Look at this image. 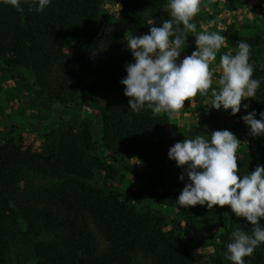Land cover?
I'll return each mask as SVG.
<instances>
[{
  "label": "trees",
  "instance_id": "obj_1",
  "mask_svg": "<svg viewBox=\"0 0 264 264\" xmlns=\"http://www.w3.org/2000/svg\"><path fill=\"white\" fill-rule=\"evenodd\" d=\"M105 1L51 0L43 12L36 13L30 10V0H18L22 11L10 0H0V65L30 75L32 90L45 101L64 105L73 91L84 95L101 123L98 142L85 125L80 135L68 133L57 148L45 150L49 172L35 168L47 177L49 192L40 198L39 207L14 186L20 178L19 167L33 170L30 165L36 162L31 150H21L11 142L0 145V246L6 249L0 264H10L12 239L27 243L35 258L30 264H231L224 252L232 231L239 227L250 234L252 226L228 206L208 209L206 205L182 208L176 204L185 181L179 180L184 170L168 157L175 144L166 131L170 118L153 116L147 109L131 112L120 83L127 75L125 65L134 62L126 34L144 35L150 26L169 19L167 0H118L121 11L110 27L101 25ZM231 36L235 46L241 40L251 45L253 78L261 81L251 98L259 119L264 112V64L258 57L262 40ZM104 93L118 99L99 106ZM256 144L264 154V136L256 137ZM101 148L108 151L107 159ZM128 155L146 166L150 185L143 194L171 207L179 217L140 213L134 204L140 203V192L126 196L98 178L117 166L135 178L136 172L124 163ZM210 222L218 224L219 234L193 236L196 226ZM92 224L104 237V247ZM209 242L216 244V251L203 257L198 248ZM141 254L151 256L150 262L139 260ZM245 261L264 264V245Z\"/></svg>",
  "mask_w": 264,
  "mask_h": 264
},
{
  "label": "clouds",
  "instance_id": "obj_2",
  "mask_svg": "<svg viewBox=\"0 0 264 264\" xmlns=\"http://www.w3.org/2000/svg\"><path fill=\"white\" fill-rule=\"evenodd\" d=\"M12 6L22 11L18 0ZM51 0H30V10L43 12ZM201 0H167L169 19L159 26L152 25L144 35H127L126 47L133 63L125 65L127 75L120 81L128 97L131 112L150 110L153 116L178 115L185 102L196 96H208L213 83L210 64L225 43L218 31L197 32L193 18L198 14ZM209 20L208 24H215ZM182 26V27H181ZM188 33H195V49L191 55L181 57V49ZM103 43H101L102 46ZM251 45L239 41L236 50L220 56L215 71L220 73L218 88L211 89V108L231 112L241 117L252 138L264 136V112L248 111L242 101L253 98L261 81L253 78L254 67L249 62ZM242 142L228 129L214 130L209 136L185 138L170 147L168 157L184 170L179 176L185 181L175 202L182 208L196 205L228 206L236 217L244 218L251 233L237 227L226 243L225 259L231 264H246L257 247L264 245V165L247 174L237 167V151ZM199 251V250H198Z\"/></svg>",
  "mask_w": 264,
  "mask_h": 264
},
{
  "label": "rangeland",
  "instance_id": "obj_3",
  "mask_svg": "<svg viewBox=\"0 0 264 264\" xmlns=\"http://www.w3.org/2000/svg\"><path fill=\"white\" fill-rule=\"evenodd\" d=\"M120 11L121 5L118 0L105 1L101 8V25L110 27L117 21ZM210 95L209 89L208 96L205 97L207 98L205 104H201L198 98L193 97L185 102V107L176 115L178 124L173 129L169 126L166 129L169 137L176 143L182 142L185 138H194L196 135L209 136L210 132L214 130L228 129L242 142L237 151V167L241 174L253 171L257 165H264V154L261 151L258 152L256 138L249 135L247 126L241 120V117L247 112L243 110L245 111L244 114L238 113L236 116H232L228 115L231 113L230 110L224 111L222 109L224 115L220 114L216 109H210ZM69 99V102L64 105L45 101L41 94H35L32 90L30 75H26L20 70L12 72L0 65V145L11 142L21 150H31L34 162H36L30 165L33 170L29 171L26 169L28 167H19L17 176L20 178L15 180L14 186L17 191L26 192L35 207L40 206V198L49 192L47 190V183L49 182L47 177L35 168L37 166L44 167L42 171L49 172L45 167L47 165L45 163L46 158H44V155L47 154L45 150L57 148L59 144L64 142L68 133L75 136L80 135L86 130L85 125L92 133L93 141L98 142L101 135L99 115L95 108L88 105L86 97L73 91ZM115 99L118 98L114 94L104 93L99 97L98 105H104ZM76 103L80 106H71V104L76 105ZM243 104L249 105L250 102L244 100L242 101ZM219 114L222 115V118L219 117ZM102 150L104 151L103 148H101ZM93 152L90 154L93 155ZM108 154V151H104L103 158L107 159ZM124 163L130 171L136 172L135 178H132L131 173L120 166L115 167L113 172H103L98 178L103 177V182L112 185L113 189H118L123 195L132 196L140 192L142 194L140 203L134 202L140 213L153 211L171 218L179 217L171 207L159 204L143 194L145 187L150 185V179L143 162L134 155H128L124 158ZM91 228L94 235L100 240L101 246L104 247L106 244L104 237L98 232L94 224L91 225ZM194 229L196 232L193 233V236L200 238L205 237V235H217L221 231L218 224L214 225L211 222L203 223ZM9 243L10 246L14 247V253L9 255L8 263L30 264L35 260L33 254L29 252L31 249L26 242L22 240L17 242V240L12 239ZM0 248V255L3 257L6 249H2L1 246ZM198 250L201 256L208 257L215 253L216 244L209 242ZM7 255L5 254V256ZM150 257L141 254L138 258L149 263Z\"/></svg>",
  "mask_w": 264,
  "mask_h": 264
},
{
  "label": "crops",
  "instance_id": "obj_4",
  "mask_svg": "<svg viewBox=\"0 0 264 264\" xmlns=\"http://www.w3.org/2000/svg\"><path fill=\"white\" fill-rule=\"evenodd\" d=\"M209 20H215L216 23L209 25ZM193 22L197 24V32L203 30L218 31L225 37V43L217 52L216 60L210 64L212 71L213 83L212 88H218L217 81L220 73L215 71L219 64L220 56L227 54L230 50L235 52L236 46L232 42V34H238L243 37H260L262 45L258 54L261 65L264 64V0H201V7L198 14L193 18ZM195 49V33H188L185 44L181 51L180 59L186 55H191ZM211 96V95H210ZM206 96L199 93L193 98L199 99L201 104H205ZM192 101V99H191ZM249 111L252 110L251 98L248 99ZM243 107L239 114H244ZM224 115L223 110H216ZM219 117L222 118V115ZM228 115H231L228 114ZM178 124L176 115L170 118L169 127L173 129Z\"/></svg>",
  "mask_w": 264,
  "mask_h": 264
}]
</instances>
